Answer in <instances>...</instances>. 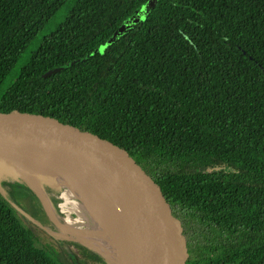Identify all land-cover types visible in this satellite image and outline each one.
<instances>
[{
	"label": "trees",
	"instance_id": "obj_1",
	"mask_svg": "<svg viewBox=\"0 0 264 264\" xmlns=\"http://www.w3.org/2000/svg\"><path fill=\"white\" fill-rule=\"evenodd\" d=\"M147 1L0 0V94L130 149L186 264H264V0H157L112 40ZM35 232L0 195V264H56Z\"/></svg>",
	"mask_w": 264,
	"mask_h": 264
},
{
	"label": "water",
	"instance_id": "obj_2",
	"mask_svg": "<svg viewBox=\"0 0 264 264\" xmlns=\"http://www.w3.org/2000/svg\"><path fill=\"white\" fill-rule=\"evenodd\" d=\"M142 17L137 14L123 24L112 40ZM0 137L47 148L91 172L119 227L120 264H186V242L170 203L130 149L87 121L26 96L0 94ZM3 166L10 177L24 175ZM40 202L46 210L44 200ZM83 245L108 261L91 245Z\"/></svg>",
	"mask_w": 264,
	"mask_h": 264
},
{
	"label": "rangeland",
	"instance_id": "obj_3",
	"mask_svg": "<svg viewBox=\"0 0 264 264\" xmlns=\"http://www.w3.org/2000/svg\"><path fill=\"white\" fill-rule=\"evenodd\" d=\"M156 2L157 0H148L143 6H141L138 15L145 16L153 8ZM67 7L68 5L64 7L59 14L60 16L57 17V20L64 15ZM161 167V169L173 170L176 166H171L169 163L167 167ZM7 172L8 170L0 164L1 197L10 206L14 216H16L23 226L36 231L35 233L37 235H42L43 233L44 238L40 240L42 247H44V251L48 256L54 258V260L58 259L56 264H119L116 259L113 260L108 258V261H105L95 251L83 245L96 244L94 242H96L97 239L86 241V239L81 240L76 237L67 236L62 232V225L89 230L97 229L98 226L94 223L90 214L85 210L79 198L76 195H72L67 188L63 187L58 178H56L54 182L50 181L42 184L37 183V181H34L25 174L18 178L15 175V177L12 175V177L6 175L8 174ZM17 194L27 196L28 198L20 201L17 199ZM39 198L45 202L46 220L47 223L50 224H47L49 227L43 226L41 222L37 220L28 221V219L22 217V212H25L22 210H24L28 201H32V204L36 209H44ZM86 212L88 215L86 216V220H84L83 216ZM90 223H94L92 228L88 227V225H91ZM36 227H39L42 232H38ZM206 236L209 239L211 234L206 233ZM71 243H73L74 246ZM98 243L104 245L103 241H98ZM103 257L106 258L105 256ZM109 259L112 261H109Z\"/></svg>",
	"mask_w": 264,
	"mask_h": 264
},
{
	"label": "bare ground",
	"instance_id": "obj_4",
	"mask_svg": "<svg viewBox=\"0 0 264 264\" xmlns=\"http://www.w3.org/2000/svg\"><path fill=\"white\" fill-rule=\"evenodd\" d=\"M0 164L23 172L37 183L54 182L58 178L72 195H77L84 202L98 226L97 229L89 230L62 225V232L81 240L97 239L94 242L96 244L91 245L92 248L107 260L116 259L120 264L119 227L90 171L47 148L4 137H0ZM98 239L102 240L104 245H100ZM110 259L109 261H112Z\"/></svg>",
	"mask_w": 264,
	"mask_h": 264
},
{
	"label": "flooded vegetation",
	"instance_id": "obj_5",
	"mask_svg": "<svg viewBox=\"0 0 264 264\" xmlns=\"http://www.w3.org/2000/svg\"><path fill=\"white\" fill-rule=\"evenodd\" d=\"M16 196V195H15ZM18 198L20 201L25 200V198H28L27 196H22L21 194H17ZM30 197V196H29ZM33 202H27V204L25 205L24 210L25 212H22V217H24L25 219H28V221H34L37 220L39 222H41V224L43 226L49 227L46 220V210H42V209H36V207L32 204ZM88 215V213H84V220H86V216ZM77 217V216H76ZM48 224V225H47ZM91 225H88V227L92 228V226L94 225V223H90ZM83 226V225H82ZM38 232H42V230L39 227H36ZM43 235V233H42ZM62 244V243H59ZM73 246L74 244L71 243Z\"/></svg>",
	"mask_w": 264,
	"mask_h": 264
}]
</instances>
